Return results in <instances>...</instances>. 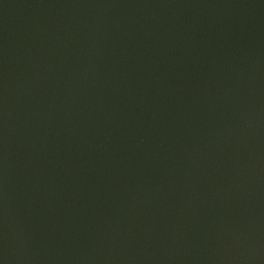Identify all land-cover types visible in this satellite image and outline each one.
<instances>
[{
    "label": "water",
    "instance_id": "water-1",
    "mask_svg": "<svg viewBox=\"0 0 264 264\" xmlns=\"http://www.w3.org/2000/svg\"><path fill=\"white\" fill-rule=\"evenodd\" d=\"M0 264H264V0H0Z\"/></svg>",
    "mask_w": 264,
    "mask_h": 264
}]
</instances>
